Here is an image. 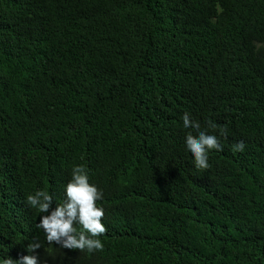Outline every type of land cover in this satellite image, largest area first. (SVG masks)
<instances>
[{
	"label": "trees",
	"instance_id": "16d2710c",
	"mask_svg": "<svg viewBox=\"0 0 264 264\" xmlns=\"http://www.w3.org/2000/svg\"><path fill=\"white\" fill-rule=\"evenodd\" d=\"M186 113L227 130L206 170ZM77 164L103 251L50 245L25 203H63ZM33 240L40 264H264V0H0V257Z\"/></svg>",
	"mask_w": 264,
	"mask_h": 264
},
{
	"label": "clouds",
	"instance_id": "9594fccd",
	"mask_svg": "<svg viewBox=\"0 0 264 264\" xmlns=\"http://www.w3.org/2000/svg\"><path fill=\"white\" fill-rule=\"evenodd\" d=\"M182 119L183 127L191 130L185 137V149L193 158L194 168L206 170L210 167L209 152L222 151L219 137L226 136L227 130L219 128L217 135V125L211 119L203 129L201 124L191 119L187 113ZM244 150V141L232 146L234 154ZM64 194L63 203L55 206L54 197L47 190H36L26 195L27 206L42 213L35 228L43 231L50 245L54 243L63 249L89 253L103 251L104 243L100 237L106 232L102 222L105 210L98 202L103 199L104 192L95 183L90 182L89 170L84 164L72 166ZM39 248V241L33 240L26 246V251L30 254L21 255L19 259L0 257V264H40L38 255L32 254Z\"/></svg>",
	"mask_w": 264,
	"mask_h": 264
}]
</instances>
